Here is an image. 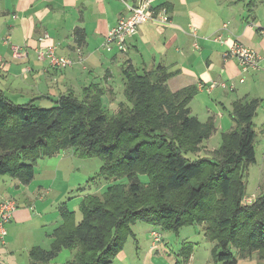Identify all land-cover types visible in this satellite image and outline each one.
I'll return each instance as SVG.
<instances>
[{"label":"trees","instance_id":"obj_1","mask_svg":"<svg viewBox=\"0 0 264 264\" xmlns=\"http://www.w3.org/2000/svg\"><path fill=\"white\" fill-rule=\"evenodd\" d=\"M176 73L162 66L140 71L126 65L125 101L116 112L106 108L97 83L84 86L81 95L69 91L48 97L54 101L51 107L36 99L15 102L0 88V176L28 184L37 156L72 148L79 158L101 156L99 175L110 180L103 196L83 197L79 222L75 210L60 204L63 222L51 248L34 247L30 264H54L63 249L74 251L63 264H113L127 241L137 238L133 225L138 222L177 232L205 224L207 238L215 242V262L264 258V188L244 202L247 170L257 160L254 119L260 100H235L233 126L222 133L215 150H207L204 143L216 128L213 118L202 121L191 112L195 87L169 88L168 79ZM194 246L183 243L185 259Z\"/></svg>","mask_w":264,"mask_h":264},{"label":"crops","instance_id":"obj_2","mask_svg":"<svg viewBox=\"0 0 264 264\" xmlns=\"http://www.w3.org/2000/svg\"><path fill=\"white\" fill-rule=\"evenodd\" d=\"M137 2L0 0V88L18 103L32 99L49 103L48 97L56 99L69 91L81 95L84 86L97 83L104 92L106 108L116 112L120 102L125 101L123 68L133 64L143 71L162 66L177 71L167 82L172 91L195 87L189 103L191 112L202 121L213 118L216 128L208 139L212 148L204 147L207 150H215L222 133L233 126L230 111L235 100L259 99L254 121L259 124L258 146L264 151V0H154L155 7L168 9L170 24H141L123 50L105 49L110 28L127 14L128 3ZM218 35L221 40L215 38ZM235 43L261 55L257 69L244 71L236 57H226V51ZM13 44L20 45L26 54L15 56ZM42 46L72 57L75 64L64 69L53 67L48 57L38 58L37 49ZM213 82L219 84L212 86ZM62 151L55 154L62 162L71 158ZM50 162L38 165L28 184L0 176V202L7 198L17 201L13 217L6 223V241H0V259L10 261L7 264L30 263V251L36 246L50 249L54 231L63 222L61 194H54L60 169L55 171V178L48 175L46 167L54 166ZM135 233L137 238L127 241L113 264H222L212 256L215 242L205 248L194 246L185 259L180 248L175 251L150 245ZM21 251L25 256L17 253ZM60 254L52 261L54 264H60ZM250 258L248 264H264V258L258 255ZM237 264L246 263L240 258Z\"/></svg>","mask_w":264,"mask_h":264},{"label":"rangeland","instance_id":"obj_3","mask_svg":"<svg viewBox=\"0 0 264 264\" xmlns=\"http://www.w3.org/2000/svg\"><path fill=\"white\" fill-rule=\"evenodd\" d=\"M2 79L0 83H2ZM124 97V96H123ZM25 100V99H22ZM23 102V101H21ZM36 103L42 104L44 107H51L54 104V101H50L49 103H43V101L37 100ZM256 131H257V139H256V148H257V160L252 163L247 170V175L245 177L246 182V196L244 202H249L259 195L264 188V151L260 146H258V138L260 135L259 132V124L256 122ZM205 146H209L212 148L211 142L206 140L204 143ZM63 155L71 156L67 160L62 162L60 160V156H47L40 155L37 156V160L35 163V168L38 165L44 166L47 163V160H50V165L46 167L45 170L48 171V175L55 178V171L58 169V177L55 179L54 185V194L57 196L58 193L61 194V203H67L68 206L76 211V220L77 222L81 221L83 218L82 212L80 210V203L83 197L87 194H94L98 196H103L106 186L110 183V180L106 177L100 176L99 172L101 166L103 165V158L101 156H93L88 158H79L74 155L73 150L68 148L62 151ZM211 155V153L209 152ZM191 158H197L198 156L195 154H189ZM62 162V164H61ZM52 170V172H51ZM140 178L143 181H147V176L140 174ZM128 180V179H127ZM262 182V187L260 188V184ZM59 203V206L60 204ZM133 230L138 232V234L147 241L150 245L153 243L151 238V232L153 230H157L161 232L163 236V240L158 242V247H168L175 251L179 248L181 249L183 243L185 241L192 242L196 247L205 248L208 245H213V241L209 240L206 236V227L205 224H193V225H185L178 232L163 229L160 226L151 225L145 222H138L133 225ZM163 246H160L162 245ZM153 245V244H152ZM215 245V244H214ZM125 247L121 251L124 250ZM230 250L237 255L238 250L236 247L231 246ZM119 251V253L121 252ZM25 256V252H17ZM66 253H70L68 257ZM74 253V251H73ZM71 250L65 249V253L60 254L59 258H57V262L63 264L66 260L74 257V254ZM119 253L115 256V259L118 257ZM17 258H21V255H17ZM258 258V257H257ZM256 259V258H254ZM246 264L251 261V258H243ZM258 260V259H257ZM56 261V260H55ZM8 261L1 260L0 264H7ZM54 262V261H53ZM19 264V263H18ZM25 264V263H24ZM30 264V263H26Z\"/></svg>","mask_w":264,"mask_h":264},{"label":"built area","instance_id":"obj_4","mask_svg":"<svg viewBox=\"0 0 264 264\" xmlns=\"http://www.w3.org/2000/svg\"><path fill=\"white\" fill-rule=\"evenodd\" d=\"M154 0H138L136 4L128 3L127 14L120 17L118 23L110 28L107 33L104 48L112 50L118 48L123 50L126 47V42L129 37L137 33L138 27L141 24L152 22L159 26H167L171 22L170 14L166 7L160 9L154 8ZM264 36V29L262 30ZM221 40V35L215 37ZM8 40V38H7ZM15 56H23L26 54L20 45H12ZM39 59H50V64L59 69H64L73 66L76 62L75 59L65 55H58L55 53L54 48L40 47L37 49ZM79 61H83L82 52L78 49ZM226 57H236L244 71L250 69H257L259 67V60L261 55L253 49L241 44H233L225 53ZM219 83L213 82L212 86ZM264 136V131H263ZM252 201V200H251ZM249 201V202H251ZM17 208V201L12 198L3 199L0 202V241L5 242L8 234L6 223L11 220L13 213ZM154 243L162 239L161 233L157 231L152 232Z\"/></svg>","mask_w":264,"mask_h":264}]
</instances>
